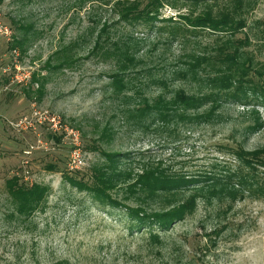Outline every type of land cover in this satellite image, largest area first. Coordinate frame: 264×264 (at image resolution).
<instances>
[{
	"label": "rangeland",
	"instance_id": "1",
	"mask_svg": "<svg viewBox=\"0 0 264 264\" xmlns=\"http://www.w3.org/2000/svg\"><path fill=\"white\" fill-rule=\"evenodd\" d=\"M117 1L0 0V264H264V183L234 182L238 195L195 183L168 196L138 183L152 168L189 179L235 174L241 150L264 158V0H128L138 4L128 19ZM207 12L235 18V33L190 26ZM230 40L239 51L229 54L248 68L239 94L237 82L210 86L217 70L194 64ZM182 93L220 95L221 105L189 109L176 102ZM76 151L83 165L70 172ZM102 152L123 157L115 199L150 214L192 210L165 229L131 233L125 215L64 180L89 176L105 164ZM15 176L50 189L28 219L7 190Z\"/></svg>",
	"mask_w": 264,
	"mask_h": 264
},
{
	"label": "trees",
	"instance_id": "2",
	"mask_svg": "<svg viewBox=\"0 0 264 264\" xmlns=\"http://www.w3.org/2000/svg\"><path fill=\"white\" fill-rule=\"evenodd\" d=\"M128 0H118L117 5L122 9V17L128 19V15L135 13L137 10L138 4H135V1L130 2L129 6L125 3ZM153 12H148L145 15V18H149L150 14ZM227 14L223 20H217V18L212 15L211 12L203 13L198 16L194 22L189 21L190 26L194 29H207L214 33L221 29H227L224 27H229V30L235 31L238 28L235 18H230ZM137 18H143V14H135ZM236 42V41H235ZM230 40L223 47L216 50V54L211 56H206L207 58H202L195 60L194 64L199 65V68L203 67H212L217 71L214 77L209 76L208 80L210 81V86L220 89V91H226L232 87V82H237L235 87L236 93L246 92V77L248 76L247 67L242 66L240 62L237 63V57L231 56L229 51L234 47L237 48V51H234L235 54L239 51L238 43ZM14 46H12L13 48ZM203 63V64H202ZM202 65V67H200ZM210 67V68H211ZM246 68V69H245ZM126 69H121V74L125 73ZM261 79L264 80V74L259 75ZM220 77V78H219ZM220 79V80H218ZM218 81V82H217ZM255 87V86H253ZM250 90V88H248ZM263 90H261L262 92ZM264 95V91H263ZM227 97V95H226ZM231 97L238 98L237 95H231ZM264 97V96H263ZM261 96V99H263ZM220 95L217 96H206V97H189L185 94H180L177 97L176 102H181L185 107L194 108L200 107L206 102L212 103L211 110H217L220 107ZM261 101V100H260ZM175 102V103H176ZM167 109L171 106H174L173 103L167 104ZM146 108H149L146 105ZM156 108V107H155ZM157 108H160L158 106ZM162 114V113H160ZM204 115H197V118H202ZM263 154V153H262ZM261 154V155H262ZM101 155L105 159V164L97 165L90 170V175H82L81 172L64 174V180L73 188H76L80 192H87L93 200L99 202L98 207L101 210L108 211H117L125 215L129 220V230L131 233L143 232H153L156 229H165L175 222L182 220L185 215L192 210V203L174 207L162 213L150 214L147 210L142 207L131 208L126 206L124 203L115 199L112 195V191L115 188L116 179H123L122 172L118 170L119 166L122 163V158L120 155L107 154L102 152ZM237 159L241 162L242 167L239 168L238 172L229 173L228 175H208L204 178L193 179L179 176L177 174H168L164 171H160L159 168L147 169L141 176L138 177V183L147 188L149 193L158 194L163 192L165 195L168 194H182L185 189L194 187L195 183H204V188L212 192H224L228 188H231L234 182H237L241 187L244 186H257L262 187L264 183V172L259 170V167H264V158L258 156L257 154H248L241 151L236 153ZM50 170L54 171L55 167L50 166ZM249 172H246V170ZM128 175V174H127ZM130 177V176H127ZM125 178V180L127 179ZM262 178V179H261ZM7 190L13 201L14 206L16 207V212L19 216L28 219L32 216L33 213L42 209L47 199L50 195V189L47 186L42 185H33L31 187L26 186L21 183V179L18 176L13 177L11 180L7 181ZM236 187V186H233ZM232 187L233 194L238 195L240 192L239 189ZM193 189V188H192ZM197 188L194 187V190ZM156 237V236H155Z\"/></svg>",
	"mask_w": 264,
	"mask_h": 264
},
{
	"label": "built area",
	"instance_id": "3",
	"mask_svg": "<svg viewBox=\"0 0 264 264\" xmlns=\"http://www.w3.org/2000/svg\"><path fill=\"white\" fill-rule=\"evenodd\" d=\"M82 165H83V158L76 151L75 155L73 156V158L69 164V170H70V172H73V171H75V169H79L80 166H82Z\"/></svg>",
	"mask_w": 264,
	"mask_h": 264
}]
</instances>
